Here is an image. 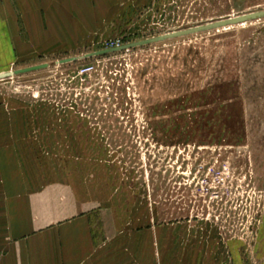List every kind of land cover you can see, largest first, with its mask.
Returning a JSON list of instances; mask_svg holds the SVG:
<instances>
[{
  "label": "rangeland",
  "instance_id": "374dc122",
  "mask_svg": "<svg viewBox=\"0 0 264 264\" xmlns=\"http://www.w3.org/2000/svg\"><path fill=\"white\" fill-rule=\"evenodd\" d=\"M263 10L264 0H64L62 22L30 24L51 33L48 52L10 64L0 54V73L48 65L0 81V185L18 163L58 205L94 210L98 233L136 264H256L264 19L85 56Z\"/></svg>",
  "mask_w": 264,
  "mask_h": 264
},
{
  "label": "crops",
  "instance_id": "0c3cea01",
  "mask_svg": "<svg viewBox=\"0 0 264 264\" xmlns=\"http://www.w3.org/2000/svg\"><path fill=\"white\" fill-rule=\"evenodd\" d=\"M64 0H0V54L13 63L25 55L44 54L54 43L51 33L34 32L32 25L62 20L57 8ZM23 30V31H22ZM20 61V60H19ZM16 169H1L0 264H136L123 258L113 235L96 230L94 210L64 202L42 187L35 175L22 178ZM39 180V179H38ZM52 191V192H51ZM104 235V236H103ZM103 236V237H102ZM256 264H264V222ZM145 264L148 262L145 260Z\"/></svg>",
  "mask_w": 264,
  "mask_h": 264
},
{
  "label": "water",
  "instance_id": "95a60500",
  "mask_svg": "<svg viewBox=\"0 0 264 264\" xmlns=\"http://www.w3.org/2000/svg\"><path fill=\"white\" fill-rule=\"evenodd\" d=\"M263 19H264V10L259 11V12H253V13H249V14L239 15V16H233V17H229V18L224 19V20H219L216 22L208 23L206 25H202V26H198L195 28L179 31V32L172 33V34H167V35L160 36L157 38H152V39L143 40L140 42H135L132 44L118 46V47L113 48V49H106L103 51L90 53V54H87L85 56V58L104 56V55H108L111 53L122 52V51L130 50L133 48H137V47L161 43V42H165L168 40L187 37V36H191V35H195V34H199V33L210 32L213 30H221V29H227V28L236 27V26H242V25H245L248 23H253L256 21L263 20ZM73 61H74V59H66V60L60 61L59 64H68V63H71ZM47 67H48V65H40V66H34V67L26 68V69H20V70H16V71H9V72H5V73H0V81L6 80L9 78H13L15 76H21V75L37 72V71L46 69Z\"/></svg>",
  "mask_w": 264,
  "mask_h": 264
}]
</instances>
